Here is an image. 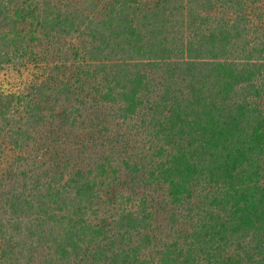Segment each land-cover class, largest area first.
I'll return each mask as SVG.
<instances>
[{
  "label": "trees",
  "instance_id": "trees-1",
  "mask_svg": "<svg viewBox=\"0 0 264 264\" xmlns=\"http://www.w3.org/2000/svg\"><path fill=\"white\" fill-rule=\"evenodd\" d=\"M28 58L0 264H264V0H0V74Z\"/></svg>",
  "mask_w": 264,
  "mask_h": 264
},
{
  "label": "rangeland",
  "instance_id": "rangeland-1",
  "mask_svg": "<svg viewBox=\"0 0 264 264\" xmlns=\"http://www.w3.org/2000/svg\"><path fill=\"white\" fill-rule=\"evenodd\" d=\"M23 62H24V66L21 69V73L17 71V68L16 69H13V68L8 69L7 68L4 70V72H1L0 82L3 83V86L5 88H8L11 85V83H9L10 81L14 82V83H16V82L17 83L18 82L23 83L22 79L26 80L25 83L27 85H29V82L34 77V73L38 71V67H37L38 65H37V63H34L33 61H31V58H28V60L23 61ZM52 64H53V62L51 63V65ZM71 64H73V63H71ZM42 65H43V63H42ZM71 66L72 65H70V67ZM70 67L67 69L65 76H61V79L64 78V80H65V77L67 75L69 77V79H72V81L74 80V76L72 75L74 69H70ZM12 90H13V88H12ZM14 90H17V89L14 87ZM53 144H54V140H53Z\"/></svg>",
  "mask_w": 264,
  "mask_h": 264
}]
</instances>
